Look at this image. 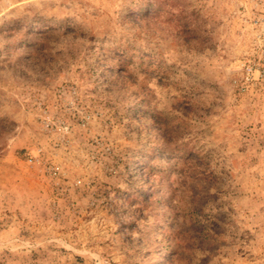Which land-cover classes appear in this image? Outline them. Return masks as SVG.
<instances>
[{
  "label": "rangeland",
  "instance_id": "374dc122",
  "mask_svg": "<svg viewBox=\"0 0 264 264\" xmlns=\"http://www.w3.org/2000/svg\"><path fill=\"white\" fill-rule=\"evenodd\" d=\"M0 264H264V0H0Z\"/></svg>",
  "mask_w": 264,
  "mask_h": 264
},
{
  "label": "trees",
  "instance_id": "16d2710c",
  "mask_svg": "<svg viewBox=\"0 0 264 264\" xmlns=\"http://www.w3.org/2000/svg\"><path fill=\"white\" fill-rule=\"evenodd\" d=\"M144 11H145V9L140 8V9L137 10V14H139V13H144Z\"/></svg>",
  "mask_w": 264,
  "mask_h": 264
}]
</instances>
